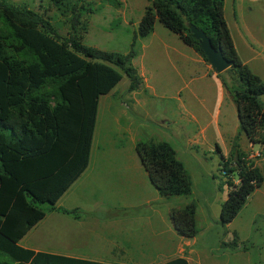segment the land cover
<instances>
[{
	"label": "trees",
	"instance_id": "obj_1",
	"mask_svg": "<svg viewBox=\"0 0 264 264\" xmlns=\"http://www.w3.org/2000/svg\"><path fill=\"white\" fill-rule=\"evenodd\" d=\"M33 1L0 0V264H108L35 252L20 241L48 213L79 218L78 209L58 208L56 203L88 167L100 97L123 76L128 92L144 89L132 63L138 55L137 39L148 37L158 21L206 62L188 29L192 24L221 49L231 63L217 77L236 107L234 144L245 134L251 143L264 146V82L234 47L225 0H148L127 54L83 44L88 19L96 12L89 2L38 0L40 11ZM104 1L116 9L122 5L119 0ZM135 152L161 197L191 195L190 175L170 143L138 141ZM235 152L236 157L222 163L224 176L235 174L238 180L226 181L222 226L234 220L263 182L247 155ZM169 219L178 236L197 235L195 203L172 208ZM163 264L188 262L176 258Z\"/></svg>",
	"mask_w": 264,
	"mask_h": 264
},
{
	"label": "rangeland",
	"instance_id": "obj_2",
	"mask_svg": "<svg viewBox=\"0 0 264 264\" xmlns=\"http://www.w3.org/2000/svg\"><path fill=\"white\" fill-rule=\"evenodd\" d=\"M16 1L30 4L33 0ZM83 1L89 2L96 9V12L88 19L83 44L103 51L127 54L131 47L132 36L137 30L146 6L149 4L148 0H119L122 5L118 9L113 8L104 0ZM229 2L230 0H225L224 15L232 31H234L235 24L240 28L244 24L257 27L261 25L264 28V0H236L237 21L235 24L228 11ZM40 5L38 0H34L32 3L34 9L43 11L39 7ZM57 19L61 20L60 17H57ZM154 33L153 41L156 43L162 41L177 50L191 51L175 34L169 32L158 21L154 25ZM149 39V37L137 39L136 50L138 55L132 63L138 73L146 78L145 85L147 84L150 87L148 92L154 94L150 98V105L138 111L131 108L130 102L126 98L128 95V79L125 76L111 91L110 95L113 96L107 99L101 97L93 137V153L105 154V156L110 157V163H104L106 167L99 171L82 175L57 203L58 206L64 208H79L78 213L81 218L95 221L99 223L98 228L107 229L106 236L113 233L114 226L111 224L115 220L139 219L138 223L127 222L123 226L126 231H130L123 233V237L133 241L138 237L143 239L148 237L149 227L144 225V219L148 217L155 218L158 216L157 214H163L166 209L180 207L189 202L195 203L198 218L199 215H205L207 219H215L218 223L219 206H221L224 197L227 196L226 189L228 188L225 181L230 178L223 175V159L221 155L215 152L214 148V144H218L224 152L223 142L225 139L223 140L215 131L208 132L212 146H188V139L190 138L191 142L194 133L199 128V124L203 125L205 119L204 115L201 114L200 100L204 102L203 104L209 110H213L217 98L216 88L212 86L213 84L202 83V85H198L196 82L193 83L190 89L197 94L195 99L193 95L184 90L183 81L178 76V73L183 76H186V73L185 69L183 70L176 63V52L169 49L168 55H165L158 45H156V49H153V46L143 49V46L148 45ZM195 69L197 72L200 71V69ZM182 87L184 91L181 94V100L184 102V108L190 114L198 117L199 124L188 122L187 116L181 117L184 110L180 108L175 98H177V91ZM262 100L264 102V97ZM107 105L112 106V112L107 109ZM226 110V123L221 125V135L225 138L230 137L231 134L233 135L238 124L236 107L229 104ZM146 112L152 114L153 123L138 128L141 113ZM113 114L115 116L119 115L122 119L114 122ZM133 140L136 142L152 140L170 143L176 151L178 159L183 162L190 175L192 182L191 195L163 198L159 196L151 184L145 186L142 178L139 177L138 179L141 181L140 189L131 198L121 201L123 199H119V196L124 189L127 178L134 180V175H137L134 172L122 169L126 164V160H129L126 159V156L129 155L136 159ZM97 145L99 150H96ZM257 149L258 147L255 146L254 150ZM255 157L256 155H250L249 158L253 159ZM233 177L236 178L235 174ZM145 179L148 181L147 178ZM97 184L100 186H96ZM262 187L264 189V183ZM133 193L135 192L133 191ZM109 194L116 196L113 197ZM153 197H160V200H154ZM145 201L150 202L147 204L144 203ZM126 204L135 207L133 209H122ZM252 204L253 202L250 205ZM254 212L255 214L257 212L264 213V206L260 203L255 204V209L247 206L242 210L233 226L239 228L242 220L249 222ZM57 216L61 217L62 215L57 212L48 214L41 225L45 226L50 219ZM64 217L70 218V216ZM256 228L257 232L264 231V221L261 218L257 220V225L253 230ZM34 235L37 241L44 240L41 233L32 232L31 238L21 243V245L24 247L39 245L34 241ZM44 241H39L42 242L40 245L47 247L49 241L45 243ZM249 244L250 264H264V236L255 234ZM162 260L155 259L154 264H158Z\"/></svg>",
	"mask_w": 264,
	"mask_h": 264
},
{
	"label": "crops",
	"instance_id": "obj_3",
	"mask_svg": "<svg viewBox=\"0 0 264 264\" xmlns=\"http://www.w3.org/2000/svg\"><path fill=\"white\" fill-rule=\"evenodd\" d=\"M235 1L236 0H230V2L228 3V11L232 20L234 21V24L237 21ZM229 30L234 43V47L242 62L246 64L249 69L255 75L260 77L264 82V28H262L261 25L257 27L245 24L240 28V26H237L235 24L234 31H232L230 28ZM148 37L151 39V41L149 39L148 45L143 46V49L151 48L152 46L153 49H156V45H158L165 55H168L169 49H173L176 52V63L178 66H181L183 70L185 69L186 73V76H183L179 73L178 76L181 81H183L184 90L193 95L195 99L197 94L190 89V86L193 83L196 82L198 83V85H202V83H208L211 85L213 84L212 86L216 88L217 98L213 110H209L203 104L204 102L200 100L202 111L201 114L205 117L203 125H200L198 123L199 120L197 116L190 114V112H188L184 108V102L181 100V94L184 91L183 87L177 91L178 94L177 98L175 99L179 103L180 108L184 110V113L181 114V117L187 116L188 122L199 124V128L194 133L191 142L190 138L188 139V146H212L209 141L208 132L215 131L221 138H223V140L225 139V141L223 142L224 152H222V149L218 144H214L215 152L221 155L223 162L230 161L233 155H236L235 149L247 155L248 159L250 155H256V157L250 159V161H252L253 165L260 170L263 177V185L264 146L251 143L245 136V134H240L237 143L234 144L236 142L235 136L237 135L239 124H237L233 135L231 134L230 137L225 138L221 135V125L223 123H226V108L229 104H231L232 107H234L235 104L233 103L231 96H229V93L223 87L220 78L217 77V74L212 71L207 62H205L204 59L193 49L190 48L191 51L177 50L176 48H172L171 45L166 42L160 41L159 43H156L155 41H153V38L155 37L154 30ZM195 68L200 69V71L197 72ZM140 76H142V74H140ZM142 78L144 81V89L134 92L127 91L128 95L126 97L130 102L129 104L131 105V108H135L137 111L149 106L151 102L150 98H152L151 96H154V94L148 92V88L150 87L147 84L145 85L146 78L143 76ZM110 93L102 97L106 99L110 98V96H113L110 95ZM107 109L110 112L113 111V108L110 105H107ZM141 114L142 115L140 116V119L138 121V128L144 127L145 124L153 123L152 114L150 112ZM121 119L122 118L119 115L115 116L113 114L114 122L120 121ZM137 131L136 133H138ZM136 143L137 142L133 140L134 151ZM255 146L258 147L257 150H254ZM96 150H99L98 145ZM106 157L107 156H105V154H97L96 152L93 153L92 140L89 164L82 175L84 176L89 172H96L105 168L106 166H104V163H110V157H107V159H105ZM126 159L129 160H126V164L122 169L129 170L136 173L137 175L133 174L135 177L134 180L129 177L127 178L124 189L121 191V195L119 196V199H123L121 201H126V199L131 198L133 194H136V191L140 189L141 181L138 179L139 177L140 179L142 178V182L145 186H147L146 184H150L147 173L140 163L137 155L136 159H133V157L129 155L126 156ZM145 178H147L148 181H146ZM230 178L233 184H237V178H234L231 174ZM262 185L250 195L246 204L239 211L234 220L225 226L221 225L220 218L218 223L215 221V219H207L205 215H199L198 218L196 207V224L198 233L193 238H183L176 234L169 219V213L172 208L168 210L166 209L163 214H157L158 216L155 218L148 217L144 219V225L149 227V233L147 235L148 237H146L145 239L138 237L135 238V241L123 237V233L130 232L126 231L123 226L126 225L127 222L138 223L139 219L115 220V222L111 224L112 226H114L113 233H109L106 236L105 233L107 229L98 228L99 223L87 220L86 218H81L80 216L78 219H75L71 216L70 218H66L64 216L68 215L59 212L57 213L61 214V217L57 216L53 219H50L48 221L49 223H46L45 226L41 225V222L45 219V217L48 214L53 213L51 212L46 214L44 219L41 220L37 225H35L22 238V240L20 241V245L21 243L31 238L32 232H37L41 233L42 238L45 240L39 241H44V243L49 241V245L47 247L41 246L40 244L42 242L37 241L35 235L34 241H36V243H39V245H27V247H24L22 245L21 246L34 250L35 252L43 250L41 252L108 264H154L155 259H163L162 262L158 263L163 264L176 258H185L188 264H250L251 257L249 255V243L251 242L252 237L255 234H262V236H264V231L257 232V228L253 230L257 225L258 219L261 218L264 221V213L257 212L255 214L254 212L249 222H247V220H242V224L241 226L239 225V228L233 226V223L235 222V220H237V218H239L242 210L247 208V206H249V208L250 206L254 207V209L256 203H260L264 206V189ZM96 186L100 185L97 184ZM133 191L135 193H133ZM226 191L228 195L229 188L226 189ZM112 196L114 197L116 195ZM153 198L154 200H160V197ZM226 198L227 196L224 197L223 202L226 200ZM149 202L150 201H145L144 203L149 204ZM252 202L253 204L250 205ZM57 203L56 206L58 208L67 210L78 209L79 211V208H64L62 206H58ZM134 207V205L126 204L122 207V209H133ZM219 207L221 209V206ZM156 213H158V211H156ZM243 233L245 234L243 235Z\"/></svg>",
	"mask_w": 264,
	"mask_h": 264
},
{
	"label": "water",
	"instance_id": "obj_4",
	"mask_svg": "<svg viewBox=\"0 0 264 264\" xmlns=\"http://www.w3.org/2000/svg\"><path fill=\"white\" fill-rule=\"evenodd\" d=\"M188 29L192 37L199 42V48L205 56L207 64L211 67L214 73H222L231 67V63L224 57L221 49L214 48L204 32L197 29L192 24L188 25Z\"/></svg>",
	"mask_w": 264,
	"mask_h": 264
},
{
	"label": "built area",
	"instance_id": "obj_5",
	"mask_svg": "<svg viewBox=\"0 0 264 264\" xmlns=\"http://www.w3.org/2000/svg\"><path fill=\"white\" fill-rule=\"evenodd\" d=\"M250 159V158H249ZM223 173V172H222ZM224 175V174H223Z\"/></svg>",
	"mask_w": 264,
	"mask_h": 264
}]
</instances>
